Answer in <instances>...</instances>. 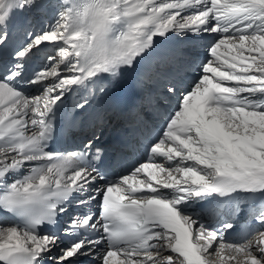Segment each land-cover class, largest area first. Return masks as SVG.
Returning a JSON list of instances; mask_svg holds the SVG:
<instances>
[{
	"label": "snow or ice",
	"instance_id": "6c2138e0",
	"mask_svg": "<svg viewBox=\"0 0 264 264\" xmlns=\"http://www.w3.org/2000/svg\"><path fill=\"white\" fill-rule=\"evenodd\" d=\"M41 6L0 0V48ZM53 8L0 68V264H264V0ZM169 34L210 42L189 86L145 98L166 113L147 161L116 173L93 139L57 150L66 95L119 85Z\"/></svg>",
	"mask_w": 264,
	"mask_h": 264
},
{
	"label": "bare ground",
	"instance_id": "6f19581e",
	"mask_svg": "<svg viewBox=\"0 0 264 264\" xmlns=\"http://www.w3.org/2000/svg\"><path fill=\"white\" fill-rule=\"evenodd\" d=\"M38 3H40L42 6L39 8L33 9L27 15H20V14L13 15V17L11 18L14 21V25L12 28L15 31L17 30L16 32L17 34H18L19 28H23L19 31L21 33H25V29H30L31 31H35L36 33H39L42 29L46 27V25L50 21H52L53 12L55 11V9L53 8V5L58 3V0H38ZM179 38L181 39L180 51L174 54L173 59L167 60L168 62L171 61L170 65H174L173 73L175 74V76L173 75L170 80L180 81L181 84L182 82H184L185 83L184 87H187L192 83V80L194 78L193 75L196 73L194 72L193 74H188V71L185 68L194 62H198V60H200L206 54V47L208 43L210 42V40L203 39V40L194 41L193 46H195V48H193L189 52H186L187 47H190L185 44L187 39L184 37H179ZM163 63H164L163 69H160L161 63H158L155 66L154 64H152L151 71L149 74L151 76L163 75L165 72L164 68L168 67V65H166V61H163ZM181 63L183 65L182 70H184L185 74L187 75L182 73V71L179 72L178 64H181ZM166 71L168 70L166 69ZM188 75H192V76H188ZM176 76L178 77V79H176ZM106 82L107 81L104 80V82L101 83L102 84L101 87H106L107 86ZM94 91H95V85L92 86V88L89 91L82 90L79 92L69 93V95H71L70 99L73 100V104H74L75 102H78L79 98H81L80 102H83L84 99H82V96H80L81 94H84V95L87 94L88 95L87 99H89L90 97L98 98L100 96L99 92L97 91V93H94ZM68 103L70 104V106H72L71 104L72 102H68Z\"/></svg>",
	"mask_w": 264,
	"mask_h": 264
},
{
	"label": "rangeland",
	"instance_id": "374dc122",
	"mask_svg": "<svg viewBox=\"0 0 264 264\" xmlns=\"http://www.w3.org/2000/svg\"><path fill=\"white\" fill-rule=\"evenodd\" d=\"M205 55L203 56V59H204Z\"/></svg>",
	"mask_w": 264,
	"mask_h": 264
}]
</instances>
